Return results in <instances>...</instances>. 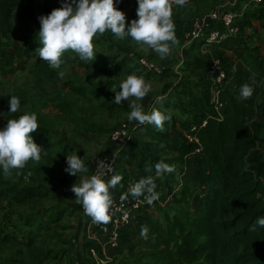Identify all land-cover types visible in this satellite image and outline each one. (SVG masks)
Returning a JSON list of instances; mask_svg holds the SVG:
<instances>
[{"label":"trees","instance_id":"trees-1","mask_svg":"<svg viewBox=\"0 0 264 264\" xmlns=\"http://www.w3.org/2000/svg\"><path fill=\"white\" fill-rule=\"evenodd\" d=\"M29 1L0 0V90L3 80L24 71L32 58L29 51L11 42L16 32L17 12ZM199 1L190 0L184 7L173 6L175 34L180 43L185 41L193 17L198 14ZM114 2L119 9L133 6L131 19L138 18L137 0ZM247 4L248 0L238 1V9L244 12L238 15V34L215 41L209 47L228 73L235 74V85L220 91L223 120H218L211 103L213 85L207 76L211 56L201 52L206 41L200 39L181 52L180 71L188 77L177 82L185 88L188 115L182 119L173 116L166 131H155L146 124L134 127L132 137L117 152L115 175H120L122 180L115 190L110 189L113 199L127 190L129 181L136 183L147 176L153 177L159 193V199L151 205L146 202L131 225L121 232L118 264H264V228L250 231L255 221L264 217V88L261 85L264 58L259 56V64L251 68L244 52L247 41L256 37L255 33L249 35L251 30H256L254 22L264 28V2L259 6L246 7ZM124 58L126 68L131 67L129 72L145 73L139 57L126 52ZM78 65L108 73L94 59L88 63L78 59ZM253 79V96L242 100L241 86L252 83ZM187 134L200 140L201 154L192 155L196 145L188 142ZM139 136H144L145 141L140 143ZM115 149L111 141L104 157L112 156ZM160 154L173 156L164 163L174 165L175 171L156 177L155 164L159 162L156 156ZM195 188L203 195L202 201H197L198 207L193 204ZM1 192L14 204L25 203L36 194L8 186ZM152 209L155 211L146 214ZM80 225L84 227L83 220ZM144 225L149 229L147 239L140 235ZM79 235L75 238L79 244L73 247V261L90 264L88 250L96 245L91 240L80 241ZM28 238L34 247L37 235L30 232ZM16 241L18 236L10 231L0 238V244Z\"/></svg>","mask_w":264,"mask_h":264},{"label":"rangeland","instance_id":"rangeland-1","mask_svg":"<svg viewBox=\"0 0 264 264\" xmlns=\"http://www.w3.org/2000/svg\"><path fill=\"white\" fill-rule=\"evenodd\" d=\"M224 1L200 0V5H196L198 14L193 17L192 25L216 4ZM61 3L62 0H30L18 10L15 20L16 32L11 42L29 51L32 58L24 71L2 82L0 130L5 127L8 119L35 113L38 129L31 135L47 154L42 153L38 163L29 161L24 169L11 170L8 177L0 168V191L8 186L36 193L27 202L14 204L11 198L1 192L0 238H3L5 231H10L18 236V241L0 244V264H76L72 253L76 235L80 234L82 242L89 239L80 225L82 214L70 188L84 176L90 177L96 161L107 154L111 134L115 129L123 123L139 127L137 122H129L127 119L131 111V99L119 105L114 101V92L120 90V83L128 75L142 76L146 82L151 83L152 90L138 103L146 113L156 108L171 117L165 121L163 131L171 124L173 116L182 119L188 115L185 88L177 82L188 77L177 70L184 42L173 45L171 54L161 60L152 49L138 45L130 37L120 40L107 31L94 38L93 44L94 60L108 73L79 67V57L71 51L61 57L64 62L59 69L46 66V62H42L35 53L40 47L38 17L50 14L53 9L61 7ZM116 8L125 13L130 24L134 7L129 5ZM254 24L256 30H251L249 35L255 33L256 37L248 40L244 48L251 68L259 64V56L264 58V28L257 21ZM126 52L135 57L150 59L160 67L161 72H129L131 67L126 68L124 64ZM60 72L64 73L62 78ZM261 85L264 88V79ZM12 95L20 99V109L15 114H8L9 97ZM149 127L157 130L153 125ZM145 139L144 136L138 137L140 143ZM67 155H78L83 159L88 172L78 177L67 174L64 171ZM156 158L164 162L171 161L173 156L160 154ZM120 167L123 168V165ZM17 172L20 174L17 175ZM29 172L31 176L25 181L24 177ZM197 203L194 201V206ZM19 220L27 224L20 225L16 222ZM30 232L37 235L34 247L29 244Z\"/></svg>","mask_w":264,"mask_h":264},{"label":"clouds","instance_id":"clouds-1","mask_svg":"<svg viewBox=\"0 0 264 264\" xmlns=\"http://www.w3.org/2000/svg\"><path fill=\"white\" fill-rule=\"evenodd\" d=\"M188 0H137V19L129 24L126 15L118 10L114 0H62L61 7L53 9L50 14L38 17L40 28L37 33L39 45L35 51L42 62H46L50 69H59L64 62L61 57L68 51L78 55L79 59L88 63L96 58L94 56L93 40L98 35L102 36L110 31L115 38L123 40L130 37L138 45L152 49L161 60L171 54L173 45L178 43L173 21V4L180 7L186 6ZM62 78L63 72L59 73ZM245 83L240 89L242 100L250 99L254 94L253 84ZM115 91L117 105L131 99V111L127 115L129 122L135 121L138 125H153L163 131L165 121L170 120L169 115L156 108L146 113L138 101H142L152 90L150 82L142 76L130 74ZM9 113L15 114L20 109V99L12 95L9 97ZM38 122L35 113L21 115L18 119H8L5 127L0 130V168L5 177L11 170L24 169L29 161L39 162L41 154L47 151L37 145L32 133L37 132ZM67 167L64 171L78 177L88 172L84 160L78 155H67ZM97 171L90 177L84 176L71 186L70 191L75 196V202L82 205L83 212L97 225H107L115 212L122 211L114 207L110 189H115L121 183L120 175H111L105 181L104 176L112 173V165L106 160L96 161ZM146 171H151L146 168ZM175 171V166H170L163 161L155 164V175L161 177L165 173ZM20 173L17 172V175ZM31 176L29 172L25 181ZM156 183L152 176L141 178L128 189V193L121 199L131 195L134 199L143 197L151 205L159 199ZM128 213L124 212L127 219ZM257 227L264 228V217L258 218L250 231ZM148 226L140 229L142 238L147 239Z\"/></svg>","mask_w":264,"mask_h":264},{"label":"built area","instance_id":"built-area-1","mask_svg":"<svg viewBox=\"0 0 264 264\" xmlns=\"http://www.w3.org/2000/svg\"><path fill=\"white\" fill-rule=\"evenodd\" d=\"M264 0H248L249 6L254 4L259 6ZM190 0H188V5ZM173 6H176L173 4ZM245 9V8H244ZM243 11L238 9V0H226L208 13L199 17L187 32L183 50L189 48L195 41L205 39L206 45L201 48V52L204 55H210L211 59L208 65L207 76L212 82L211 90V103L214 111L217 113L218 120H223V103L220 100V91L224 88L235 85V74L228 73L223 67L221 60L214 54V51L210 49V45L215 41H220L227 38L230 35H237L239 28L237 25L238 15H243ZM132 56V55H131ZM140 65L147 72H161L160 67L150 59L140 57L138 58ZM183 64V59L179 60L177 70L180 73V67ZM235 69V68H234ZM206 122L204 123V125ZM195 130V128H193ZM134 127L129 123H123L111 134V141L114 143L116 149L112 156H106L102 159L106 160L112 165V173L104 176L103 179L107 181L111 175H115L117 171V152L124 147L127 141L132 137ZM186 139L189 143L196 145V149L193 152V156L199 155L203 152V146L200 140L192 134H187ZM101 160V159H100ZM97 171V164L91 172V175ZM90 175V176H91ZM183 180V178L181 177ZM134 184L131 180L127 184V190L114 198V207L122 209V211L115 212L111 221L107 225L94 224L90 217L86 216L83 212L82 205H80V213L83 216V231L86 232L87 239L93 241L96 246H92L88 250V258L90 264H118L117 263V251L120 245L121 232L131 225V222L135 219L138 211L144 207L146 201L144 198H133L131 195H127V198L122 200V195L128 193L130 186ZM124 212L128 213L127 219L124 218ZM76 264H86L82 261H77Z\"/></svg>","mask_w":264,"mask_h":264},{"label":"crops","instance_id":"crops-1","mask_svg":"<svg viewBox=\"0 0 264 264\" xmlns=\"http://www.w3.org/2000/svg\"><path fill=\"white\" fill-rule=\"evenodd\" d=\"M187 6V5H186ZM177 7V6H176ZM255 25V24H254ZM186 35H187V33H186ZM186 35H185V38H186ZM179 43V42H178ZM116 189V188H115ZM114 189V190H115ZM197 188H195V192H194V199H193V201H202V197H203V195H200L202 192H200L199 190H198V192H197V190H196ZM197 193V194H196ZM199 205H196V207H198ZM147 213L146 214H148V213H150V210H147L146 211ZM79 240H80V236H79ZM74 242H75V244H79V242H76V240H74ZM80 247V246H79Z\"/></svg>","mask_w":264,"mask_h":264}]
</instances>
